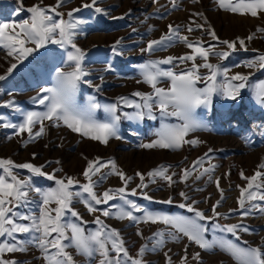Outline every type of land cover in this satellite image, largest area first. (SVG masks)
Here are the masks:
<instances>
[{
  "label": "rangeland",
  "instance_id": "374dc122",
  "mask_svg": "<svg viewBox=\"0 0 264 264\" xmlns=\"http://www.w3.org/2000/svg\"><path fill=\"white\" fill-rule=\"evenodd\" d=\"M91 3V0H63L57 11L62 18L68 20L67 15L72 9H80L73 13V19L84 21L78 25L77 35L74 42L79 48L85 51L83 67L87 72L75 92V104L80 109L88 107L90 102L100 105L117 104V114L121 116L118 124V134L122 139L112 137L107 144L92 140L80 133L73 132L62 121L49 122L45 120L44 134L38 138L29 139L27 132L16 134L11 127H4V124H20L23 122L24 113L29 111L43 112L44 105L33 101L40 93L41 88L54 86L56 68L70 71L73 65L66 64L67 51L59 45L48 43L28 56L17 65L13 73L7 75L6 79L0 80V159H10L15 165L30 163L34 166H43L44 176L33 174L29 169L13 167L12 172L19 180H28L31 185L26 201L19 202L14 208L13 216L16 223L31 224V220L21 219L23 216H39L42 197L33 189L39 188L42 191L57 187L55 180L73 177L79 181L73 185L72 191H80V186L87 183L83 175L89 160H96L107 163L114 161L118 171L125 176L132 177L128 182L126 195L129 200L135 201L142 208L154 213H163L170 216L193 217L194 213L187 208H180L181 203H192L193 206L202 211L205 216H213L212 206L221 200V189L223 199L217 206L216 211L222 215L215 217L214 221H200L208 231L205 237L208 240H231L241 247H260L264 250V212L251 209L247 216L241 215L238 205L240 188H246L248 181L241 178L243 171L245 177H252L257 171L264 172L259 168L264 163V104L258 102L256 97V85L264 81V69L248 68L245 64L250 60L264 53V32L257 31L264 28V12L256 17L250 14L233 13L221 9L217 0H175V7L172 0H97L94 7L84 8L82 5ZM34 4L41 6H55L56 0H0V21L16 22L28 19L30 13L27 11ZM22 7L23 11L16 13V9ZM95 7L104 11L95 12ZM202 13L203 15H197ZM54 15V14H53ZM60 19L61 17H55ZM178 28L179 34L187 36L190 41L200 40L203 47L208 48L214 45V51H229L227 58H220L218 55H210L208 62L218 65L220 69L228 70V77L217 76V86L229 83L230 77L236 73L252 75L246 81V87L240 90V95L231 100L223 95L221 90L212 96L211 105L200 106L194 111V118L200 122L202 127L188 133L186 140L196 139V145L183 144L179 149L143 148L142 144L157 139V130L164 124H180L182 121L177 117L160 116L159 108L154 105L153 114L156 119L145 116L142 120H129L124 113H134L135 107H129L118 101V97H126L130 101L142 103V98L134 96L133 93H152V87L144 83L141 76L140 65L147 61L163 60L167 57H180L192 55L193 50L187 47L179 39L174 38L163 46H155L152 51H142L151 40H158L161 36L168 34V26ZM202 25V28L196 27ZM191 26L193 31L189 32ZM136 31L133 32L132 30ZM214 31L218 40H214L209 31ZM10 31V30H9ZM254 34L252 40L247 37ZM237 37L244 39L247 50L239 47ZM120 39L121 44L117 51L121 54H114L112 46ZM236 41L237 50L231 51L227 45L219 41ZM27 47H35L29 43ZM8 49L0 47V75L7 72L8 67L15 63L13 56L7 55ZM196 64L204 63L203 59L197 56ZM193 61L172 64H161L162 69L171 68L174 72H180L191 68ZM110 66V68H109ZM201 79L197 81L196 87L204 88L208 83L203 77L209 75L207 68H200L198 71ZM86 81H91V84ZM141 81V82H137ZM237 84L239 81H231ZM99 85L97 89L95 86ZM158 87L167 89L170 86L168 78H161ZM12 101L11 107L5 102ZM94 118L98 121L109 119V113L104 107L94 112ZM58 123V126H57ZM40 130V124L32 126L33 134ZM211 149V151H209ZM207 153V156H205ZM35 154V155H33ZM204 157L201 165H194V161ZM214 165L211 173H205L196 179L203 168ZM166 168L167 174L172 176V183L160 177H149L148 172ZM185 169H191V175L186 181L180 178ZM110 168L101 169L105 173L103 179L95 185V192L100 195L105 190L117 189L124 186V182L115 174H108ZM143 174L145 188L137 187L141 184L140 177ZM0 168V175H4ZM47 175L55 179L49 180ZM219 178V189L216 181ZM93 180H99V174L93 176ZM255 183L264 184V177H258ZM240 187H237V186ZM136 189V195L131 190ZM253 190H256L255 188ZM264 191V188L257 190ZM147 193L152 199H144L143 193ZM184 192L188 200L180 195ZM171 198V203H164ZM82 199H87V194L73 199L72 208L81 217L80 220L67 213L65 222L71 220L80 224L85 229V234L96 229L94 223L97 216L110 228L117 229L124 241V247L129 255L137 257L141 245L147 244L152 247L154 239L149 240L153 233L158 230L174 231L170 226L163 223L140 222L135 223L127 219L120 220L114 216H103L100 211L89 213ZM264 206V202L255 201ZM111 204L124 206L123 201L118 197L109 202V205H96L99 209L109 207ZM246 205L248 202L246 200ZM53 202L48 208L54 209ZM232 211H229V210ZM115 211V210H112ZM136 216H142V212L133 210ZM55 215V212H52ZM220 225L241 223L248 228L247 232L238 231L239 239L231 233L221 232L212 227L213 223ZM137 230L141 235L137 234ZM70 235V231L68 232ZM15 239L19 241H30L33 236L38 237L39 233H16ZM0 240L13 242L12 238L0 237ZM247 242L245 244L244 242ZM67 242V241H66ZM187 245V248H185ZM110 247V246H109ZM24 252L5 253L4 259L16 260L17 264H45L44 253L36 243L26 244ZM73 257L75 264H99L101 259L99 253L88 257L78 253L74 246L66 249ZM51 251V249H50ZM171 257L172 264H180L181 257L187 256V264H238L230 254L222 251L218 246L212 250L200 249L198 245L187 240L181 235L180 240L173 241L165 235V244L155 252L146 251L143 260L147 264H166L164 253ZM199 253V260L193 259V254ZM114 256V252L109 253Z\"/></svg>",
  "mask_w": 264,
  "mask_h": 264
},
{
  "label": "snow or ice",
  "instance_id": "6c2138e0",
  "mask_svg": "<svg viewBox=\"0 0 264 264\" xmlns=\"http://www.w3.org/2000/svg\"><path fill=\"white\" fill-rule=\"evenodd\" d=\"M63 0H56L55 6H41L40 4H34L27 11L30 13L28 19L16 22L13 21H0V47L8 49L7 55L15 58V63H12L8 67L7 72L4 75H0V80L6 79L7 75L13 73V70L17 68V65L24 61L36 50L43 48L46 44L51 43L59 45L61 48L67 51V47L70 46L72 51H67L66 64H71L73 67L70 71H64L61 68H56V76L54 86L41 88L40 93L36 97H33V101L44 105L46 110L43 112L29 111L24 113L23 122L16 125L7 123L4 127H11L16 130V134L27 132L29 139H35L44 134L45 127L44 121L59 122L62 121L73 132L80 133L81 135L88 137L92 140L99 141L102 144H107L109 139L115 137L116 139H122L118 134V124L121 120V116L117 114V104L100 105L95 102H90L88 107L80 109L75 104L74 96L78 87V82L87 75L83 67V61L85 59V51L77 46L74 42V38L77 35L78 25L84 23L82 20L73 19V13L78 12L80 9H72L67 13L69 19L62 18V14L57 11V8L62 4ZM155 3L156 0H153ZM97 0H91V3L84 4L82 7L90 8L94 7ZM22 4V0H21ZM217 4L221 9L229 10L233 13L250 14L256 17L260 12H264V0H217ZM172 6L175 7V0H172ZM23 11L22 7L16 9V13ZM104 10L100 7H95L96 13H101ZM55 17H61L56 19ZM197 15H203L197 13ZM198 28H202V25H196ZM10 30V31H9ZM133 32L136 30L133 29ZM188 31H193L191 26L188 27ZM257 31L264 32V28H258ZM208 34L214 39L218 40L214 31H209ZM179 39L187 47L193 50L192 55H182L180 57H167L163 60L147 61L140 65L141 76L144 83L149 84L153 92L141 93L135 92L134 96L142 98V103L130 101L126 97H118V101L129 107H135L137 111L134 113H124V116L129 120H142L145 116L150 119H156L153 114L154 105L159 108L160 116L164 117H177L182 123L180 124H164L157 130V139L152 140L149 143L142 144L143 148H162V149H179L183 144L196 145L198 140H186L185 137L189 132L194 131L197 128L202 127L200 122L194 118V111L200 106H209L212 103V96L214 93H218L221 90L223 95L231 100H235L240 95V90L246 87V81L252 75H243L236 73L230 77L229 83L222 86H217V76L223 75L228 77L227 69H220L218 65H214L208 62L210 55H218L220 58H227L230 55L229 51L216 52L215 46L209 45L208 48L203 47V42L200 40L190 41L187 36L179 34L178 28H174L172 25L168 26V34L160 37L158 40H151L148 42L147 47L142 51H152L155 46H163L166 42H171L173 39ZM254 34L247 37V40H252ZM239 41V47L247 50L245 40L237 37ZM221 44L227 45V48L231 51L237 50L236 41L222 40ZM29 43L35 45V47H27ZM121 44V40L115 41L112 46L114 54H121L117 51V46ZM199 56L203 59L204 63L196 64L195 58ZM174 61L184 63L185 61H193L192 67L182 70L180 72H174L171 68L165 70L160 67L161 64H172ZM248 68L264 69V53L259 54L255 60H250L245 64ZM110 68V66H109ZM200 68H207L209 75L203 77L208 83L204 88L196 87L197 81L201 79L198 71ZM161 78H168L170 86L165 89L158 87L157 84ZM231 81H239L237 84H232ZM91 84V81H86ZM138 83L141 81H137ZM97 89L99 85L95 86ZM256 97L259 103L264 104V81L259 82L256 85ZM6 106L11 107L13 102H5ZM104 107L105 111L109 113V119L106 121H98L94 118V112L96 109ZM35 123L40 124V130L33 134L32 126ZM58 126V123H57ZM211 151V149H209ZM35 155V154H33ZM207 156V153H205ZM204 157L198 158L194 161V165H201ZM24 168L29 169L33 174L44 176L46 175L42 168L43 166H34L30 163H24L15 165L10 159H0V168L3 169L4 175H0V237L12 238L13 242L8 240H0V264H17V261L12 259H4L5 253L24 252L27 250L26 244L36 243L37 246L44 253L45 264H75L72 255L66 250L70 246H74L78 253H82L85 256L91 257L95 253H99L101 259L99 264H147L143 260L144 253L146 251L155 252L162 248L165 244V235L173 241H178L183 237H186L188 241L195 243L200 249L212 250L215 246H218L222 251L231 255V257L238 262V264H264V250L260 247H241L239 244L232 242L231 240H208L205 237V233L208 231L207 227L200 223V221H214L215 217L222 215L216 211L217 206L223 199V190L221 189V200H218L216 204L212 206L213 216H205V214L196 209L193 205L197 201L192 203H181L180 208H187L189 212L194 213L193 217L183 216H170L163 213H154L142 208L135 201L129 200L126 195L128 182L132 177H127L122 171H118L114 161L109 160L107 163L101 161L99 158L96 160H89L87 167L84 169L83 175L87 180V183L80 186V191H72L73 185H78L79 181L73 177H66L65 179L55 180L57 187L42 191L39 188L33 189L39 193L42 197V204L40 206L39 216H23L21 219L31 220V224L16 223L13 219L14 208L19 205V202L26 201L28 198V191L31 185L28 180H19L16 175L13 174L12 168ZM259 168H264V163H261ZM110 168L111 171L108 174H115L124 182V186L117 189L105 190L100 195H97L94 188L97 183L106 179L105 173L101 172V169ZM214 165H209L207 168H203V171L198 173L196 179H199L201 175L205 173H211ZM191 169H185L184 174L181 176L182 181H186L191 175ZM99 174V180H93V176ZM137 176L140 177L141 184L137 187L145 188L143 183V174L137 172ZM149 177H160L172 183V176L167 174L166 168L154 169L147 174ZM258 177H264V172L257 171L252 177H245L243 171L241 172V178L248 181L246 188H240V197L237 202L239 208L242 210L241 215L247 216L250 214L251 209H256L260 212H264V206L255 203L259 200L264 202V191H257L264 188V184L255 183ZM49 180L55 179L52 175H47ZM217 188L219 189V178L216 181ZM237 187H240L239 185ZM256 190H253V189ZM86 193L87 199H82L89 213L100 211L103 216H114L116 219L133 221L135 223L151 222V223H163L166 226H170L174 231L158 230L153 233L152 237L147 239H154L152 247L149 248L147 244L141 245L138 250L137 257L133 258L129 255L128 250L124 247V241L120 237L119 231L114 228H110L97 216L94 223L98 226L96 229L89 231L85 234V229L78 223H74L71 220L65 222L64 218L67 213H70L76 220H80L81 217L77 211L72 208L73 199L76 197H82ZM132 195H136V189L131 190ZM180 195L185 200L189 198L184 192ZM144 199L151 200L152 198L143 193ZM123 201L124 206H118L111 204L109 207L99 209L96 205H109L110 201L116 198ZM246 200L248 205H246ZM55 203L54 209H49L48 205ZM171 198L164 203H171ZM115 210V211H112ZM133 210L136 212H142V216H136L133 214ZM229 211H232L231 209ZM55 212V215H52ZM214 229H219L221 232L231 233L239 239L238 231L247 232L248 228L241 223L220 225L213 223ZM70 231V235L68 232ZM39 233L38 237L33 236L30 241H19L15 239L16 233ZM137 234L141 235L139 230ZM67 241V242H66ZM247 244V242H244ZM110 246V247H109ZM187 248V245H185ZM51 249V251H50ZM110 252H114V256H110ZM166 258V264H172L171 257L167 252L164 253ZM200 254L194 253L193 259L199 260ZM180 264H187V256L181 257Z\"/></svg>",
  "mask_w": 264,
  "mask_h": 264
}]
</instances>
